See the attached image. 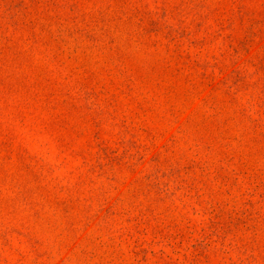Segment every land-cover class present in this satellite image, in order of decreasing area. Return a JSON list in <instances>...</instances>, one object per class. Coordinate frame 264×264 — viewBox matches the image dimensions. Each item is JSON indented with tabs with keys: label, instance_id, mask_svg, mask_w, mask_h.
<instances>
[{
	"label": "rangeland",
	"instance_id": "rangeland-1",
	"mask_svg": "<svg viewBox=\"0 0 264 264\" xmlns=\"http://www.w3.org/2000/svg\"><path fill=\"white\" fill-rule=\"evenodd\" d=\"M0 264H264V0H0Z\"/></svg>",
	"mask_w": 264,
	"mask_h": 264
}]
</instances>
